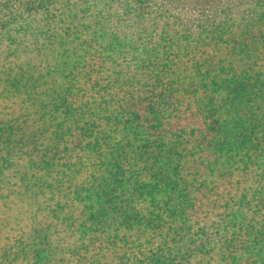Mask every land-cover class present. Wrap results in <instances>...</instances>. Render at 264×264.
Masks as SVG:
<instances>
[{"label":"trees","instance_id":"obj_1","mask_svg":"<svg viewBox=\"0 0 264 264\" xmlns=\"http://www.w3.org/2000/svg\"><path fill=\"white\" fill-rule=\"evenodd\" d=\"M0 264H264V0H0Z\"/></svg>","mask_w":264,"mask_h":264}]
</instances>
